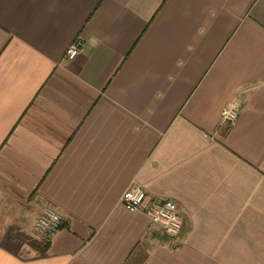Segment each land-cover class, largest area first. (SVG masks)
I'll return each mask as SVG.
<instances>
[{"label": "crops", "instance_id": "obj_1", "mask_svg": "<svg viewBox=\"0 0 264 264\" xmlns=\"http://www.w3.org/2000/svg\"><path fill=\"white\" fill-rule=\"evenodd\" d=\"M0 264H264V0H0Z\"/></svg>", "mask_w": 264, "mask_h": 264}, {"label": "built area", "instance_id": "obj_2", "mask_svg": "<svg viewBox=\"0 0 264 264\" xmlns=\"http://www.w3.org/2000/svg\"><path fill=\"white\" fill-rule=\"evenodd\" d=\"M81 47L82 42L76 40L66 52L67 59L73 60L80 53ZM221 117L224 124H234L238 117V105L224 108ZM121 203L130 212L144 214L171 236H179L183 229L179 206L173 200H158L148 196L143 189L131 188L123 194ZM63 225V218L52 208H46L35 224V237L42 244L48 245Z\"/></svg>", "mask_w": 264, "mask_h": 264}, {"label": "rangeland", "instance_id": "obj_3", "mask_svg": "<svg viewBox=\"0 0 264 264\" xmlns=\"http://www.w3.org/2000/svg\"><path fill=\"white\" fill-rule=\"evenodd\" d=\"M34 236H35V234H34ZM32 237V239L30 240V239H26V243H29V244H32V243H34L35 242V240L37 241V242H39L40 244H41V242L40 241H38L37 239H36V237ZM34 239V240H33ZM32 242V243H31Z\"/></svg>", "mask_w": 264, "mask_h": 264}]
</instances>
